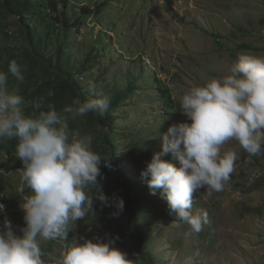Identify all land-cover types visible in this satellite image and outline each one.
<instances>
[{"label":"rangeland","instance_id":"rangeland-1","mask_svg":"<svg viewBox=\"0 0 264 264\" xmlns=\"http://www.w3.org/2000/svg\"><path fill=\"white\" fill-rule=\"evenodd\" d=\"M245 51L264 55V0H0V70L10 60L26 66L19 85L25 100L45 97L60 110L75 97L88 98L90 82L111 96L103 116L111 129L93 114L68 123L110 159L111 169L101 162L98 180L124 208L113 216L114 207L94 200V219L70 225L69 242L112 238L128 264H264V154L249 159L238 148L224 190L195 195L192 211H206L209 220L199 234L176 222L160 190L152 194L140 175L161 152L168 126L186 121L181 95L226 74ZM16 86L9 75L8 87ZM15 143L0 141V189L20 235L19 204L30 190L21 185ZM232 147L234 141L225 145ZM161 159L179 166L171 153ZM125 181L134 189L131 212L147 259L128 226ZM40 246L45 264H59L62 242L41 239Z\"/></svg>","mask_w":264,"mask_h":264},{"label":"clouds","instance_id":"clouds-1","mask_svg":"<svg viewBox=\"0 0 264 264\" xmlns=\"http://www.w3.org/2000/svg\"><path fill=\"white\" fill-rule=\"evenodd\" d=\"M26 70L16 60L8 62L7 71L0 70V141H16L15 155L23 164L21 185L30 190L19 204L24 213L21 234L6 216L3 220L0 264H45L41 239L64 244L59 264H128L112 238L81 243L73 236L69 242L70 225L94 219V200L114 207L113 216L124 208L121 198L103 193L98 180L101 162L111 169L110 159L93 150L91 135L68 123L89 114L105 116L111 96L98 93L90 82L88 98L75 97L57 110L45 97L25 100L20 94ZM9 75L16 87H8ZM179 106L186 121L168 126L161 152L153 153L140 175L152 194L160 190L175 221L199 234L209 220L206 211H192L195 195L200 189L209 196L224 190L239 159L238 148L249 159L264 154V55L239 53L226 74L189 87ZM230 141L237 147L225 149ZM167 153L178 167L161 159ZM4 212L0 203V214Z\"/></svg>","mask_w":264,"mask_h":264},{"label":"trees","instance_id":"trees-1","mask_svg":"<svg viewBox=\"0 0 264 264\" xmlns=\"http://www.w3.org/2000/svg\"><path fill=\"white\" fill-rule=\"evenodd\" d=\"M99 120L104 123L108 129H111L112 126H111V123L109 122V118L107 117H99ZM2 147H8L6 144H1ZM119 178L123 179L121 175H119ZM126 185H125V190L127 192V200H126V204H125V207H126V212H127V216H128V226L129 228L132 229V234H133V238L136 240V242L138 243L139 245V248H140V253L142 254V257L144 259H147L149 258L147 254H145V246L143 244V237L141 234L138 233V230L136 228L137 226V223H136V220L134 219L133 215H132V212H131V208H132V204H133V199H134V189L133 187L131 186V184L128 182V181H125ZM149 264H152V262L150 260H146Z\"/></svg>","mask_w":264,"mask_h":264},{"label":"built area","instance_id":"built-area-1","mask_svg":"<svg viewBox=\"0 0 264 264\" xmlns=\"http://www.w3.org/2000/svg\"><path fill=\"white\" fill-rule=\"evenodd\" d=\"M0 203L5 205L4 214H0V230H2V228H3V220L5 219V216L11 221L12 225H13V222H12L11 214L9 212V207H8L9 205L7 203V196H6L5 192L3 190H1V189H0Z\"/></svg>","mask_w":264,"mask_h":264}]
</instances>
